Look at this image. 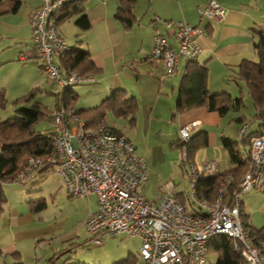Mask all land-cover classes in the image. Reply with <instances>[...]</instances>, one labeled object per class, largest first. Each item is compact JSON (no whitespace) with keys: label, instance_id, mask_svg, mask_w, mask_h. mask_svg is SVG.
<instances>
[{"label":"built area","instance_id":"2783aa9c","mask_svg":"<svg viewBox=\"0 0 264 264\" xmlns=\"http://www.w3.org/2000/svg\"><path fill=\"white\" fill-rule=\"evenodd\" d=\"M66 7L67 0H40L30 19L33 45L39 50L42 71L51 83L63 88L94 80L90 74L63 68L56 60L71 47L58 24ZM197 11L201 20L220 21L227 15V8L218 0H208ZM156 20L173 29L177 48L158 32L152 58L164 63L166 75H173L178 70L180 57L196 60L200 46L195 37L204 30L184 21L163 20L159 16ZM29 58L26 52L19 53V59ZM51 122L47 136L55 151L47 160L57 162L58 172L71 196L96 197V207L90 209L85 220L87 230L93 234V243L101 244L105 233L138 236L140 254L146 264H208L211 244L217 236L226 235L241 253L243 264H264V236L254 241L241 215L242 195L250 190L264 191V120L250 138V162L237 191L229 192L234 177L223 176L212 201L200 198L197 186L199 179L219 173L217 161L209 160L197 166L189 158L192 132L202 122L194 120L180 126L181 165L189 185L186 202L179 199V191L170 181L160 199H149L144 194L148 162L136 144L112 127L105 116L96 127H88L76 107L61 104L53 110ZM246 126L241 127L240 134L245 133ZM42 163L40 157L27 156L12 181L25 179Z\"/></svg>","mask_w":264,"mask_h":264},{"label":"crops","instance_id":"0c3cea01","mask_svg":"<svg viewBox=\"0 0 264 264\" xmlns=\"http://www.w3.org/2000/svg\"><path fill=\"white\" fill-rule=\"evenodd\" d=\"M207 1L136 0L133 6L136 21L131 27L125 28L115 17L118 7L117 0H83L80 7L90 19L91 26L77 36L78 32L75 41L81 40L77 42V47L88 50L94 64L99 68L96 73L90 75L93 76L95 81L99 82L93 90L95 94L100 96V102L114 89L125 88L130 95L137 97L140 105V94L143 92V87L150 91L158 92L159 95L175 94L177 102L178 90L186 70L187 59L185 56L180 57L177 63V72L168 76L166 75L164 63L161 60L152 58L154 37L158 32L163 33L177 48L173 29L167 28L164 22L157 21V16L163 20L184 21L204 30L203 33L195 37L200 46L196 62L205 64L208 67L207 86L211 93L226 91L235 98L242 97L243 101L247 93L250 96L246 83L238 77V70L244 60H259L254 45L259 38L257 31H264V0H218L227 8L225 19L220 21L200 19L197 10ZM20 2L19 9L16 12H12L17 14L22 11L20 19L12 21L0 19V25L3 29L12 33V35H7L8 38L27 41L20 42L12 47L15 48L18 57L19 52L24 49L30 58L22 61L25 63H36L41 70V59L38 57L39 50L33 45V34L30 25L31 14L40 5V0H30L24 8H21L22 0ZM73 7H70L68 18L73 17L78 29L76 20L81 13H74ZM22 31L23 33H21ZM70 46L72 45L70 44ZM56 60L58 62V58ZM2 62L5 63L4 61ZM30 86L33 85H28L27 87L30 88ZM159 99L156 100L154 106L159 104ZM244 106L245 103L239 108L231 107L224 113L209 110L204 106L182 113L176 110L177 114L173 115L172 121L177 123V134L181 125L194 120H201L202 124L192 134L200 131L207 133L208 143L197 150L193 158L197 166H202L209 160L217 161L219 172L228 171L236 166L232 162L227 148L223 145V136L233 139L237 143L241 155L246 156V150H250L251 136L247 141L245 138L255 134L261 128L262 121L255 116L257 110L252 102L253 108L251 110L257 122L256 124L253 120L247 122V117L243 110ZM246 108L250 109V105ZM138 110L139 106L132 121L133 125H136L138 120ZM104 116L107 119L106 114ZM245 124H247L246 130L244 135H242L240 134V129ZM110 125L118 129L119 132L124 133L122 129L112 124ZM126 136L129 137L128 135ZM179 137L178 134L177 139L172 142L173 146L180 147L178 143H175ZM132 141L136 144L138 152L144 157L139 151L138 144L134 140ZM221 156L226 161L227 165L225 168H221ZM197 157L202 158L201 162L197 161ZM150 174L151 169L149 166V175L143 186V192L148 184ZM166 184L162 186V191L156 194L155 199H160L165 193ZM175 188L177 187L175 186ZM178 191L183 194V200L186 202L188 192L184 190ZM91 197L95 196L92 195ZM91 197H89L88 201H90ZM0 246L3 250V254L0 257V260H4L3 264H8L7 254L13 257L15 260L14 264L20 261L24 264L22 251L15 239L7 242L2 240L0 241ZM15 254H18V257Z\"/></svg>","mask_w":264,"mask_h":264},{"label":"rangeland","instance_id":"374dc122","mask_svg":"<svg viewBox=\"0 0 264 264\" xmlns=\"http://www.w3.org/2000/svg\"><path fill=\"white\" fill-rule=\"evenodd\" d=\"M29 1L22 0L21 8L27 6ZM21 15L22 11L17 14L8 13L0 19L19 20ZM59 27L67 42L77 48L75 39L79 31L73 17L63 21ZM7 35L12 33L0 25V90L5 93L7 99L6 104L0 106V120L16 115V108L21 104L16 106L14 100L32 88H38V91L27 105L39 101L53 111L56 108V94H60L63 87L51 83L36 63H25L19 59L12 46L27 41L12 40ZM21 52L26 51L22 49ZM98 84L99 82L94 80L73 86L79 95L76 102L78 109L88 108L100 102V96L93 90ZM28 85L33 86L28 88ZM140 95L136 125H133L129 118H117L110 112L106 114L107 120L134 140L139 146V151L147 159L151 174L144 192L149 199L160 193L162 186L169 181L174 183L177 190L188 192V181L181 166L182 150L172 145L179 134L177 123L172 121L173 115L177 114L176 95H159L158 92L145 87ZM158 98L159 104L154 106ZM244 103L243 110L247 122L253 120L256 124L251 110L252 100L248 93ZM249 105L250 109H247ZM51 124L50 114L37 123L36 129L44 131L51 127ZM221 157V168H225L226 161ZM201 159L197 157L198 162H201ZM3 190L7 201L0 214V241L15 239L22 251L24 264H52L54 255L67 247L71 249L64 253L57 263L65 261V264H116L130 257L127 263L146 264L140 254L141 239L138 236H110L105 233L101 236V244L92 242L93 234L86 229L85 220L90 209H95L96 198L91 197L88 201L86 197L71 196L57 165L44 173L35 171L22 181L5 182ZM242 199L251 223L257 228L264 227V193L250 190L242 195ZM42 202L43 205L40 204ZM68 256L70 258L66 260ZM217 256L216 253H210L208 264H215ZM7 257V263L14 264L13 257L10 254H7ZM3 261L1 259L0 264H3Z\"/></svg>","mask_w":264,"mask_h":264},{"label":"trees","instance_id":"16d2710c","mask_svg":"<svg viewBox=\"0 0 264 264\" xmlns=\"http://www.w3.org/2000/svg\"><path fill=\"white\" fill-rule=\"evenodd\" d=\"M83 0H67V7L64 9L62 17L59 19L60 24L63 20L69 17L70 7H73L74 13H81L76 20L80 35L83 31L91 26V21L83 9L80 7ZM118 7L115 17L123 27L129 28L136 21L133 6L136 0H117ZM20 0H0V16L16 12L20 7ZM158 21V20H157ZM160 22V21H159ZM259 34L258 41L254 47L257 51L259 60H244L238 70L239 79L243 80L251 96L254 107L256 108V117L264 120V31H257ZM81 40H77L80 42ZM59 65L63 68H73L83 75L96 73L99 68L91 59V54L86 49L79 47H70L63 56L58 57ZM208 67L205 64H199L196 60H187L186 70L181 81L178 97L176 102L177 112H185L197 107H207L212 111L224 113L231 107L239 108L244 105L242 97H233L226 91L211 93L207 86ZM38 88H32L20 98L14 100L16 106V115L5 120H0V214L4 210L7 201L3 190V183L12 181V179L23 168L27 156L40 157L43 161L42 165L36 168L35 171L44 173L54 167L57 162H49L48 157L54 155V145L47 134L51 131V127L44 131L36 129L37 123L52 114L53 111L43 105L39 101H34L27 105L35 97ZM57 101L55 107L64 105L66 107H76L78 93L72 87L63 88V91L57 93ZM7 102L5 94L0 90V106H4ZM139 106L136 96L130 95L125 88H116L107 95L99 104L88 108H77L78 114L87 123L88 127H96L102 117L108 112L113 113L117 118H129L134 120V115ZM116 129V128H115ZM119 131L118 129H116ZM258 132V131H257ZM255 132V134L257 133ZM244 135V134H243ZM254 135V134H253ZM252 136L249 135L245 139ZM245 137V136H244ZM222 142L227 148L232 162L236 165L234 168L219 172L215 176L204 177L199 179L197 186V194L200 198L212 201L216 197L220 181L223 176L231 175L234 181L229 187V192L234 194L238 189V182L246 172L249 162L250 153L246 150V156H242L237 143L230 137L223 136ZM178 143L182 148V141L179 137ZM208 143V136L205 132H197L192 134L189 142V158L193 160L197 150ZM182 166V165H181ZM183 168V167H182ZM184 171V170H183ZM31 172L30 174H32ZM23 180V179H22ZM21 180V181H22ZM179 199L184 202L183 194L179 193ZM40 204H44L43 202ZM186 204V203H185ZM244 226L254 241L259 237L264 236V227L257 228L249 220V215L242 210ZM93 238V237H92ZM76 245V244H74ZM72 245V246H74ZM67 247L64 250L57 252L51 259L52 264H65V261L57 263V261L70 250ZM216 253L217 261L215 264H243V257L240 252L234 249L233 240L226 235H219L215 238L208 251ZM3 254L0 246V257ZM18 257V254H15ZM66 257L65 259H69ZM130 258V257H129ZM119 261L116 264H131L129 260ZM15 264H22L17 262Z\"/></svg>","mask_w":264,"mask_h":264}]
</instances>
